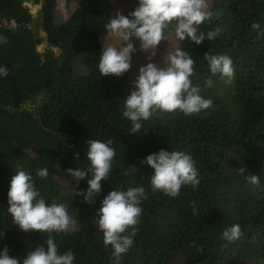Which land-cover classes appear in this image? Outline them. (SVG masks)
Listing matches in <instances>:
<instances>
[{
  "label": "trees",
  "instance_id": "16d2710c",
  "mask_svg": "<svg viewBox=\"0 0 264 264\" xmlns=\"http://www.w3.org/2000/svg\"><path fill=\"white\" fill-rule=\"evenodd\" d=\"M69 14L57 21L58 0H0V247L23 258L43 244L47 232H24L7 212V191L17 168L30 172L47 202L63 203L76 221L71 233H51L58 252L71 250L74 264H237L264 259V0H211L213 17L199 26L219 28L211 41L196 45L178 41L195 61L192 83L212 100L207 115L186 116L177 111L157 113L143 122L139 133L122 116L124 99L134 78L130 70L142 50L133 53L132 66L122 76L101 77L98 61L105 24L113 17L108 0H66ZM40 4L37 13L27 3ZM73 2V3H72ZM136 6L131 0L126 14ZM257 23L258 29L251 25ZM173 31L170 27L168 35ZM46 42L49 50L39 46ZM137 48L139 44L137 42ZM52 48H57L55 53ZM208 54L231 57L230 81L212 75ZM86 67L80 73V67ZM211 79L212 86H205ZM88 139L111 141L112 169L102 180L93 202L75 190L78 183L67 168L87 164ZM164 148L189 153L200 183L182 186L176 197L153 192L152 168L141 160ZM48 169L40 178L36 171ZM245 175H256L253 185ZM61 175L67 185L55 176ZM143 186L146 199L130 249L117 259L103 244L96 211L115 187ZM238 224L239 239L228 242L225 228Z\"/></svg>",
  "mask_w": 264,
  "mask_h": 264
},
{
  "label": "clouds",
  "instance_id": "9594fccd",
  "mask_svg": "<svg viewBox=\"0 0 264 264\" xmlns=\"http://www.w3.org/2000/svg\"><path fill=\"white\" fill-rule=\"evenodd\" d=\"M212 17L208 0H136L133 10L126 15L117 11L107 21V36L117 38L121 43L102 46L97 65L101 77L122 76L132 66L133 53L138 49L150 52L149 62L139 67L124 99L122 116L131 124L128 132L139 133L143 122L157 113L178 110L186 116L207 115L213 102L204 98L199 87L192 83L195 61L189 53L176 47L163 65L153 62L152 57L161 42L167 39L170 27L178 41L189 39L200 45L205 40H214L220 33L218 27L207 32L199 30V26ZM251 27L255 30L259 25L253 23ZM257 35L264 33L258 32ZM0 43H3L2 38ZM204 59L212 75L219 74L231 80L234 67L230 56L205 53ZM7 75L8 69L0 65V78ZM205 86L211 87L212 80H206ZM86 144V166L66 170L77 183L90 177L87 188L75 190V195L83 196L85 202L91 203L102 190V180L111 172L115 150L111 141L88 139ZM141 163L153 170L149 180L153 192L162 191L169 197H176L182 186L191 185L195 190L200 183L194 160L185 151L161 148L146 155ZM239 171L249 183L260 184L256 175H245L243 168ZM36 176L47 177L48 169H38ZM146 198L145 188L138 185L126 190L115 187L100 202L95 214L97 229L103 234L104 246H110L117 259L133 244L134 226L139 221L143 211L141 204ZM7 212L19 230L47 232L49 235L43 244L31 247L23 258L10 255L7 245L0 247V264H74L75 254L71 250L59 253L51 233L74 232L75 219L69 215L65 204L47 202L36 187L32 174L23 168H17L10 178ZM241 234L240 226L233 224L224 229L222 237L232 242Z\"/></svg>",
  "mask_w": 264,
  "mask_h": 264
},
{
  "label": "rangeland",
  "instance_id": "374dc122",
  "mask_svg": "<svg viewBox=\"0 0 264 264\" xmlns=\"http://www.w3.org/2000/svg\"><path fill=\"white\" fill-rule=\"evenodd\" d=\"M74 1V0H71ZM112 4L113 8V16L117 13V11L121 12L122 14L126 15L129 3L131 0H108ZM211 0H208V4L210 3ZM73 3V2H72ZM31 11L34 13H37L40 10V4H34V3H27ZM69 5L66 0H58V7H57V15H56V20H64L68 14H69ZM121 43L117 38H113L111 36L104 35L101 38V44L102 46H108V45H118ZM178 46V40L174 36V31H172L166 40L162 41L161 44L158 46V48L155 51V55L152 57L153 62H157L160 64H164L167 60V56L170 52L174 51L175 48ZM50 47L46 42H43L39 46V50L44 53L45 51L49 50ZM55 50V53H59L57 48H52ZM150 56V52H146L142 50L141 54L138 56L136 61L133 63V66L130 70V77L131 78H136L138 75V69L140 66L146 64L149 62L148 58ZM87 71V68L82 66L80 67L79 72L80 73H85ZM55 178L62 184V185H67L66 181L63 179L61 175L55 176ZM182 259H177L175 264H180ZM237 264H264V259L260 260H252V261H247V262H239Z\"/></svg>",
  "mask_w": 264,
  "mask_h": 264
}]
</instances>
